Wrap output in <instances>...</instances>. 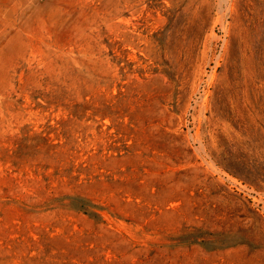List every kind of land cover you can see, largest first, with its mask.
Here are the masks:
<instances>
[{"label":"rangeland","instance_id":"rangeland-1","mask_svg":"<svg viewBox=\"0 0 264 264\" xmlns=\"http://www.w3.org/2000/svg\"><path fill=\"white\" fill-rule=\"evenodd\" d=\"M0 264H264V0H0Z\"/></svg>","mask_w":264,"mask_h":264}]
</instances>
